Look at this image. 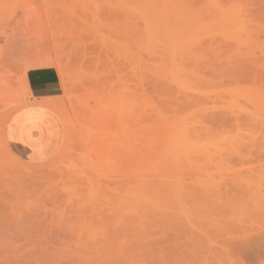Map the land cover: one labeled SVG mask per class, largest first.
<instances>
[{"label": "rangeland", "instance_id": "rangeland-1", "mask_svg": "<svg viewBox=\"0 0 264 264\" xmlns=\"http://www.w3.org/2000/svg\"><path fill=\"white\" fill-rule=\"evenodd\" d=\"M207 1L190 2L195 8L199 7L197 10L204 12H197L202 19H197V28L205 30L200 32L201 36L197 35L199 40L195 42L200 43L201 48H194L195 52L192 49L194 53L201 54L200 58L189 62V57H184L186 61L183 64H188L187 69L189 63L197 60L194 66H190L197 65L198 68L189 67V70L198 72L196 76H199V80L193 83L202 89L195 94L193 89L187 90L186 96L190 98L186 99L178 94L174 84H165L164 79L143 66L145 62L153 69L159 62L155 63L156 58L144 54L145 45L144 48L142 45L143 54L138 47L134 50L132 38L136 36L135 40L139 42L143 36L138 31L133 33L131 26L140 29L141 33L144 26H133L140 22L132 23L133 18H130L129 26L130 13L127 15L125 10L123 13L126 16L123 18V13L114 14L115 18L118 17L115 22L111 9L114 4L117 5L116 2L112 5L110 0H0V128L3 129H0L3 131L0 135L5 139L0 138V141L6 144L4 147L0 143L5 148L0 146V264H246L240 256L239 243L264 235V207H261V204L264 206V192L261 193L263 198L260 194V191H264L260 189V184L264 188V147L259 146L264 140V0H223L225 6L228 5L226 7L237 10V17L240 14L241 31H228L225 27L229 24L220 27L216 13V18L205 13L209 9ZM116 5L114 13L118 8ZM130 9V12H134L132 6ZM210 18L213 23L211 27L208 22ZM209 29L212 31L209 32ZM189 31L197 30L192 27ZM189 31L187 33L191 35ZM112 39H118L123 47L126 46L128 53L122 55L125 58L118 57L122 50L120 53L114 48L117 44L114 47L110 45ZM234 45H238L235 46L237 50ZM137 51L141 53L139 57ZM47 57L58 58L64 65L69 84L66 91L62 88V96L53 100L57 103L36 105L27 99L29 93L21 87L20 74L29 65ZM139 59L142 64L138 65ZM244 94L249 98L256 97L258 104L244 99ZM194 100L202 103H197L201 112L194 109ZM234 103L240 104V108ZM232 104L236 113L232 111ZM49 106H55V110ZM8 112H12L10 117H7ZM193 113L200 116L190 129L191 136L195 133L194 141L198 139L201 143L205 139L203 143H211V148H205L210 144H200L199 149L205 146V150L197 148L199 152H204H200V155L194 149L193 152L185 149L181 153L174 148L168 150L169 120V123H174L180 116L196 118ZM245 115H248L247 121ZM245 136L249 139L246 140ZM166 151L170 152V158ZM223 151L225 157L222 156ZM192 153L197 155L193 156ZM190 158L194 161L190 162ZM203 159L207 161L206 167L200 165ZM209 159L211 163L217 161V165H211ZM185 161H188L187 164ZM25 163L31 164L28 166H33L34 171ZM34 164H40L39 168ZM26 166L28 171L24 172ZM38 169H43L40 175ZM29 170L33 172L30 171L31 175ZM23 172L29 173L24 175ZM170 173H173V178L179 175L187 179L181 184L179 176L175 177L176 188L174 183L169 184L173 180ZM140 175L146 181L155 180V188L161 187L157 194L148 195L154 198V204L152 198L145 195L142 206H137L136 201L124 194L125 188ZM207 175L213 182L207 181L210 187L203 182L209 179ZM38 176H41L39 180ZM250 176L253 177L245 181ZM193 180L201 184L199 187L197 183L201 190L197 191L199 193L195 192L197 187L194 185L197 184L193 185ZM186 181L191 185L189 190L194 192L193 198L195 194H200L196 195L195 200L190 197L192 194L189 190L183 192L188 188L185 189ZM252 187H256V190ZM173 188L179 195V198H175L178 200H175V204L170 196L176 195L169 192ZM206 193L209 198L205 196ZM123 194L127 198L124 199ZM187 195L190 198L186 200L188 204L183 200ZM202 197L205 198L199 201ZM218 197L223 199L222 204ZM128 199L134 204L126 202ZM156 200L158 204L165 200L166 204L160 206L162 210L159 207L161 203L156 205ZM197 200L199 205L194 202ZM123 201L125 206L123 204L121 208ZM203 201L208 202L206 206L215 201V205L212 203L215 209L211 208L210 212L209 209L204 210L208 206ZM167 203L176 206L171 207V210L174 208L172 212L166 207ZM144 204H152L151 207L147 205L148 212ZM131 212H135L134 216L137 214L136 225H133L135 218ZM142 212L144 215H140ZM165 212L167 217L169 214L172 217H163ZM138 214L143 218H139ZM181 214L193 221L194 225L189 220L193 227L186 217V222L182 220ZM159 216L164 218L163 223ZM174 217L177 222L173 220L168 225L170 221L167 219ZM181 220L186 227H183ZM197 238H200L199 242ZM201 240H204L203 243ZM198 246H202V249ZM27 253L33 254L34 259Z\"/></svg>", "mask_w": 264, "mask_h": 264}, {"label": "bare ground", "instance_id": "bare-ground-1", "mask_svg": "<svg viewBox=\"0 0 264 264\" xmlns=\"http://www.w3.org/2000/svg\"><path fill=\"white\" fill-rule=\"evenodd\" d=\"M23 1V0H22ZM111 2L110 3H112V5L114 4V2H116L115 0L113 1V0H110ZM193 0H118V2H116L117 3V5L116 4H114L110 9L112 10L111 12L113 13V17L115 18V15H117V13L119 12V14L121 15L123 12H125L126 11V13H127V15H129L128 14V12L130 13V17H129V21H128V25L130 24V18H133V20H131V22L132 23H134L135 21H140L139 22V24H138V22L137 23H134V24H132L133 26H138V25H140V24H142L143 26H144V28H143V33H141V31H140V29L139 30H137V29H135L134 27L132 28V26H131V29H132V31H133V29H134V31H133V33L134 32H139L140 34H142V36L145 38V40H143V37H141V39L139 38V42L138 41H136L135 40V37H133L132 38V44L134 45V47H135V51H136V49H137V47H138V51H140L142 54H143V51H145L146 50V52L144 53L147 57H148V55L149 56H153L154 57V59H155V63L158 61L159 62V64L158 65H156L155 64V66H154V68L152 69V68H150V66L149 65H146L145 64V62L143 63L144 65V67H146L147 68V70H150L151 72H153L154 74H157L156 76H159L161 79H164L165 80V84L166 83H172V84H174L173 86L175 87L174 89L176 90V89H178V90H176V91H178L179 93L178 94H182V96L184 97V98H186L187 99V97H189V96H186L188 93H186V91L188 90H190V89H193L194 91V94H195V92H198V89H199V87L197 86V85H195L194 83H196V81H198L199 80V76H196V73H198V72H196L195 73V71H192L191 72V70H189V67L191 68V64L194 66V64H196L197 62V60L194 62V63H189V66H188V69L186 68V66L188 65L187 63H185V64H183L184 62V60H185V58L184 57H186V55L189 57L188 58V60H189V62L191 61V60H195L196 59V57H197V59H198V57L200 58V56H201V54L199 55V53H194L195 52V49H197V48H201V44L200 43H195L197 40H199V37H197V35H200L201 36V31H204L205 30V28H204V30L202 29V28H197V25L199 24V21L197 20V19H199L200 17H198V13H200L201 12V14H203L204 12L202 11V10H197V9H199V7H197L196 6V8H195V5L192 3H190V2H192ZM24 2H26L27 4H31V2H27V1H24ZM208 3H207V5H208V7L207 8H209V9H211V10H209L208 9V11L206 10L205 11V13L207 12V13H209V14H212V16H211V18H216V14H217V17L219 18L218 20L217 19H214L215 21L217 20V24H220L219 26L220 27H222V26H226L227 24H229V26H226L225 28L228 30V31H235V30H237V31H241V30H243V26H242V24H240L239 23V20H238V17H239V15L240 14H238V17H237V10L235 11L234 9H233V7H226V6H228L227 4H226V6H225V1H223L222 0V2L224 3L223 5H222V2H219V0H208L207 1ZM126 3V4H125ZM227 3V2H226ZM125 4V5H124ZM118 6V8H117V10H116V13H114L113 11H114V6ZM128 7V9L126 8V7ZM132 6V10H134V12L133 11H131L130 12V7ZM211 6V7H210ZM233 6V5H232ZM30 7H31V5H30ZM126 9H125V8ZM236 6H234V8H235ZM237 8V7H236ZM197 10V11H195V10ZM239 9V8H238ZM125 10V11H124ZM199 11V12H198ZM194 12H196V15H195V13ZM198 12V13H197ZM203 12V13H202ZM240 12V11H239ZM110 13V12H109ZM216 13V14H215ZM40 14V13H39ZM38 14V15H39ZM115 14V15H114ZM124 14V13H123ZM122 14V18L124 17V16H126V14H124L123 15ZM201 14H200V16H201ZM214 15V16H213ZM119 16V15H118ZM204 16V15H203ZM206 16V15H205ZM198 17V18H197ZM207 17V16H206ZM205 17V18H206ZM241 17V16H240ZM117 19H118V17H116ZM116 18H115V22H116ZM122 18H120L121 19V21H123L122 20ZM139 18V19H138ZM211 18L208 20V22H209V24H210V27H211ZM113 19V18H112ZM135 19V20H134ZM126 20V19H125ZM200 20H202L201 18H200ZM113 21V20H112ZM121 21H119V23L121 22ZM127 21V20H126ZM134 21V22H133ZM215 21H214V23H215ZM201 22V21H200ZM203 23H205V22H203ZM222 23V24H221ZM121 24V23H120ZM213 24V23H212ZM226 24V25H225ZM131 25V24H130ZM129 25V26H130ZM141 25V26H142ZM204 25V24H203ZM206 25V24H205ZM222 25V26H221ZM232 25V26H231ZM231 26V27H230ZM192 27H196V30L197 31H189V29L191 30V28ZM218 27V26H217ZM228 27H230V29H228ZM44 28V27H43ZM42 28V29H43ZM116 28V27H115ZM189 28V29H188ZM213 28V27H212ZM219 28V27H218ZM225 28H223V29H225ZM234 28V29H233ZM247 28H248V26H247ZM199 29V30H198ZM216 29V28H215ZM225 29V30H226ZM249 29V28H248ZM187 30L191 33L192 32V36L191 35H189L188 33H187ZM213 30H214V28H213ZM219 30V29H218ZM222 30V29H221ZM245 30L247 31V29L245 28ZM114 31H118V30H113V32ZM210 31H212V30H210L209 29V32ZM120 32V31H119ZM137 32V33H138ZM196 32H198V34L196 33ZM223 32H225V31H223ZM137 33H135V34H137ZM208 33V32H207ZM219 33H221V32H219ZM234 33V32H233ZM45 34V33H44ZM117 34H120V33H117ZM139 34V37L141 36ZM209 34H211V33H209ZM213 34V33H212ZM222 34V33H221ZM224 34V33H223ZM230 34V33H229ZM228 34V35H229ZM235 34V33H234ZM240 34V33H239ZM238 34V32H237V35H239ZM248 34V33H247ZM250 34V33H249ZM138 35V34H137ZM203 35H204V32H203ZM251 35V34H250ZM134 36V35H133ZM196 36V37H195ZM220 36V35H219ZM240 37H241V35H239ZM249 36V35H248ZM252 36V35H251ZM251 36H249V39H250V37ZM44 37V36H43ZM114 37V36H113ZM112 37V38H113ZM220 37H222V36H220ZM234 37H237V36H234ZM115 39H116V37H114ZM196 38V39H195ZM223 38V37H222ZM233 38V37H232ZM242 38V37H241ZM115 39H112V41L110 42V45H112V47H114L116 44V46L114 47L115 49H117L118 50V52H120L121 53V50H122V54H118V57H124L125 56V54L126 53H128L127 51H128V49L126 48V46H122L120 43H119V40L117 39V40H115ZM236 39V38H235ZM246 39H247V37H246ZM245 39V40H246ZM49 40V39H48ZM110 40H111V38H110ZM115 40V41H114ZM232 40V39H231ZM225 41V40H224ZM234 41V40H233ZM237 41V40H236ZM137 42H138V46H136L137 45ZM228 42V41H227ZM232 42V41H231ZM230 42V43H231ZM140 43H141V45H140ZM142 43H144V44H142ZM229 43V44H230ZM235 43V42H234ZM196 44V45H195ZM232 44V43H231ZM242 44H245V43H242ZM241 44V45H242ZM119 45V46H118ZM140 45V46H139ZM142 45H143V48L146 46V48H144V50H143V48H142ZM145 45V46H144ZM189 45H192V47H188ZM193 46H195V47H193ZM232 46V45H231ZM236 45H234V47H235ZM238 46V45H237ZM236 46V47H237ZM235 47V49L237 50V48ZM119 48V49H118ZM149 50H148V49ZM185 48H187L188 50H186ZM195 48V49H194ZM48 49V48H47ZM114 49V50H115ZM127 49V50H126ZM141 49V50H140ZM192 49H194V52H193V50ZM120 50V51H119ZM143 50V51H142ZM137 51V52H138ZM148 51H150V52H148ZM156 51V52H155ZM116 52V54H117V51H115ZM199 52V51H198ZM238 52H239V50H238ZM125 53V54H124ZM141 53H139L138 52V57H139V55H141ZM188 53V54H187ZM201 53H202V51H201ZM137 54V53H136ZM196 54H198V55H196ZM239 54V53H238ZM39 55H41V53L39 54ZM120 55V56H119ZM122 55H124V56H122ZM127 55V54H126ZM237 55V54H236ZM133 56V55H132ZM137 56V55H136ZM156 56V57H155ZM159 56V57H158ZM239 56V55H238ZM55 57V56H54ZM39 58H41V57H39ZM125 58V57H124ZM123 58V59H124ZM58 59V58H57ZM57 59H53L52 57L50 58V57H47V58H43V59H40V60H38L37 62H35V63H33V64H31V65H29L28 66V68H45V67H52V68H55L56 70H57V73H58V75H59V79H60V83H61V86H62V88L64 89V91H66L67 90V87H68V84H69V78H68V75H67V70H66V68L65 67H63L64 65H62ZM135 59H137V58H135ZM37 60V59H36ZM187 60V61H188ZM138 61V65L139 64H142V60L140 61V59L139 60H137ZM148 61H149V58H148ZM180 61V62H179ZM186 61V60H185ZM200 61V60H199ZM34 62V61H33ZM157 62V63H158ZM193 62V61H192ZM198 63H201V62H198ZM199 65V64H198ZM133 67H134V65H132ZM143 67V68H144ZM196 68H198L197 67V65L195 66ZM195 67H192V68H195ZM191 68V69H192ZM196 70V69H195ZM197 71V70H196ZM199 71V70H198ZM200 72V71H199ZM198 75V74H197ZM156 78V77H155ZM201 78H203V75H202V77ZM158 79V78H157ZM167 81V82H166ZM203 81V80H202ZM194 82V83H193ZM192 83H193V86H192ZM199 83V82H198ZM197 83V84H198ZM206 83H207V81H206ZM205 83V84H206ZM19 84V83H18ZM171 86V85H170ZM200 86V85H199ZM207 86V85H206ZM210 86V85H209ZM211 86H213V85H211ZM217 86V85H216ZM177 87V88H176ZM204 88V87H203ZM207 88H209L208 86H207ZM207 88H206V90H207ZM20 90V89H19ZM199 90H202V89H199ZM205 90V89H204ZM240 90V89H239ZM232 91V90H231ZM240 92V91H239ZM247 92H248V90H247ZM202 93V92H201ZM250 93H253V92H250ZM21 94V93H20ZM28 94V93H27ZM196 94H198V93H196ZM254 94H257V93H254ZM189 95H191V94H189ZM199 95V94H198ZM196 96L197 98H199V96ZM245 95V94H244ZM246 95H247V93H246ZM245 95V98L244 99H246V100H248V101H251L252 100V102L253 103H256V104H258V100L256 99V97H247ZM252 95V94H251ZM250 95V96H251ZM257 95H259V93L257 94ZM26 96V95H25ZM29 96V95H28ZM181 96V95H180ZM192 96H194V95H192ZM205 96V95H204ZM253 96V95H252ZM27 97V96H26ZM195 97V96H194ZM207 97H209L208 95H207ZM206 97V98H207ZM210 97H211V95H210ZM213 97V96H212ZM234 97V96H233ZM259 97V96H258ZM190 98V97H189ZM200 98H201V96H200ZM239 98V97H238ZM252 98V99H251ZM16 99V98H15ZM23 99H24V97H23ZM27 99H29V97L27 98ZM41 99V98H40ZM192 99H195V98H192ZM191 99V100H192ZM208 99V98H207ZM239 99H242L241 97L239 98ZM209 100H210V98H209ZM245 100V101H246ZM257 100V101H256ZM26 101V100H25ZM29 101V100H28ZM193 101V100H192ZM195 101V100H194ZM196 101H200V100H197L196 99ZM195 101V102H196ZM221 101H222V99H221ZM236 101V100H235ZM255 101V102H254ZM14 102V101H13ZM32 103H35L36 105H43V104H47V105H49V104H51L52 103V105H53V103L55 104V103H57L56 101H53V100H43V99H41L40 101H37V102H33V101H31ZM30 102V103H31ZM200 102H202V101H200ZM237 103H238V101H236ZM241 101H239V103H240ZM27 103V102H26ZM197 103H199V102H196L195 104V106L196 107H194V109H196L197 108V111H198V109H199V111H200V108H199V106H197ZM204 103V102H203ZM207 103V102H206ZM224 103V102H223ZM233 103V102H232ZM237 103H234L235 105H240V104H237ZM242 103H245V102H242ZM248 103V102H247ZM246 103V104H247ZM14 104V103H13ZM194 104V103H193ZM200 104V103H199ZM202 104V103H201ZM200 104V105H201ZM234 104H232V108L233 107H235V105ZM245 104V105H246ZM250 104H251V102H250ZM30 105V104H29ZM14 106H15V104H14ZM242 106H244V105H241V107ZM252 106H253V104H252ZM254 106H256V105H254ZM48 107V106H47ZM50 107V106H49ZM55 107V106H54ZM53 107V108H54ZM202 107V106H201ZM248 107V106H247ZM13 108H16V107H13ZM12 108V110H13V112H14V109ZM51 109H53L52 107H50ZM239 108H240V106H239ZM202 109H204V106L202 107ZM53 110H55V108L53 109ZM240 110V109H239ZM203 111V110H202ZM232 111H234V108H233V110ZM232 111H230V113L232 112ZM248 111V110H247ZM196 112V111H195ZM201 112V111H200ZM235 112V111H234ZM234 112H232V113H234ZM4 113V112H3ZM12 113V112H11ZM11 113H9L8 112V114H7V117H10V115L9 114H11ZM57 113V112H56ZM199 113V112H198ZM229 113V114H230ZM236 113V112H235ZM234 113V114H235ZM6 114V113H5ZM228 114V113H227ZM226 114V115H227ZM249 114V113H248ZM252 114V116L254 115V113H251ZM9 115V116H8ZM187 116H188V114H186ZM186 115H184V116H186ZM193 115L194 116H196L197 115V113L196 114H194L193 113ZM236 115V114H235ZM193 116V117H194ZM200 116V115H199ZM199 116H196V118H191L192 117V115H190L189 117L191 118V119H189L188 117L186 118H183V116H180V117H177V119H175L174 120V123H173V121H171V123H169L170 122V120H169V122H168V124H170V128H169V132H170V135H169V137L167 138L168 140H167V149L169 150V149H175V150H177V152L178 153H181V152H183L185 149L187 150V149H191L190 151L191 152H193V150L192 149H194V150H197V148L199 149V147L198 146H200V144H210V145H207L206 147L205 146H201V147H205L206 149H207V147L208 146H210V147H208V148H211V143H203L204 142V140L205 139H203V141L201 142V143H199L200 141L197 139V141H194L195 139L193 138V136H195V133H194V135H192L191 136V131H190V129L191 128H193L194 127V125H196L195 123H196V121L198 120V117ZM225 116V115H224ZM229 116V115H228ZM231 116V115H230ZM239 116V115H238ZM242 116H244V115H242ZM246 116V115H245ZM248 116V115H247ZM247 116H246V119H245V121H247ZM226 119H227V117H225ZM230 118V117H229ZM249 118V117H248ZM232 119H234V118H232ZM7 120H8V118H7ZM196 120V121H195ZM253 120H254V117H253ZM6 121V120H5ZM249 121V120H248ZM256 121V120H255ZM4 122V121H3ZM7 122V121H6ZM6 122H4V123H6ZM173 123V124H172ZM257 123V122H256ZM1 124V123H0ZM253 124V123H252ZM5 127V126H4ZM0 129H2V128H0ZM5 129V128H4ZM3 130V129H2ZM0 131V134H3V133H1V132H3V131ZM211 131V130H210ZM196 132V131H195ZM229 132V131H228ZM36 133V132H35ZM193 133V132H192ZM217 133V132H216ZM215 133V134H216ZM230 133H232V132H230ZM229 133V134H230ZM210 133H208V135H209ZM212 134V133H211ZM213 134H214V132H213ZM221 134V133H220ZM223 134V133H222ZM167 135V136H168ZM246 135H250V134H247L246 133ZM5 136V135H4ZM217 136H219V134L217 135ZM221 136V135H220ZM224 136V135H223ZM230 136L232 137V135L230 134ZM3 137V136H2ZM210 137V136H209ZM228 137V136H227ZM230 137V138H231ZM0 138H1V135H0ZM196 138V137H195ZM217 138V137H216ZM245 138H246V136H245ZM245 138H244V140H245ZM248 138V137H247ZM247 138H246V140H247ZM1 139H3V138H1ZM220 139V138H219ZM219 139H217V140H219ZM249 139V138H248ZM3 140H5V139H3ZM2 140V142L0 141V143H2V145L4 146V147H6L5 145V141H3ZM210 140V139H209ZM208 140V141H209ZM216 140V141H217ZM223 141L224 140H227V138L226 139H222ZM230 139H228V141H229ZM206 141V140H205ZM215 141V142H216ZM221 141V140H220ZM223 141H221V142H223ZM227 141V142H228ZM262 141V140H261ZM264 141V140H263ZM261 142V143H263L264 144V142ZM211 142V141H210ZM247 142H249V141H247ZM251 142V141H250ZM7 143V142H6ZM224 143V142H223ZM245 143H246V141H245ZM217 144H218V141H217ZM225 144H226V142H225ZM249 144V143H248ZM263 144H262V146L259 144V146L260 147H264L263 146ZM224 145V144H223ZM1 146V145H0ZM171 146V148H169ZM214 146H216V143L214 144ZM219 145H217V147H218ZM239 146H240V144H239ZM238 146V147H239ZM2 147V146H1ZM217 147H214V148H216L217 149ZM3 148V147H2ZM203 148H200V149H202L203 150ZM205 148H204V150H205ZM3 149H5V148H3ZM2 149V150H3ZM199 149V150H200ZM218 149H220L221 151H222V148H219L218 147ZM223 149H225L224 147H223ZM227 149V148H226ZM199 150H197L198 152H199ZM208 150V149H207ZM3 151H6V150H3ZM213 151V150H212ZM238 151V150H237ZM236 151V152H237ZM2 152V151H1ZM191 152H190V154H191ZM200 152H203V151H200ZM200 152H199V155H200ZM209 152V151H208ZM4 153V152H3ZM6 153V152H5ZM169 153L170 152H167L166 151V153L165 154H167V156H169V158H170V156L171 155H169ZM171 153H173V151H171ZM204 153V152H203ZM207 153V152H206ZM221 154H222V152H220ZM238 153V152H237ZM10 155H12L11 153H9ZM196 155H197V153H195ZM210 153H208V157L210 156L209 155ZM236 154V153H235ZM6 155H8V153H6ZM192 155L193 156H196V155H194L193 153H192ZM211 155H212V153H211ZM228 155V154H227ZM230 155V154H229ZM166 156V157H167ZM184 156H186V155H184ZM189 156V155H188ZM191 156V155H190ZM189 156V157H190ZM222 156H224L225 157V155H224V151H223V154H222ZM200 157V156H199ZM198 157V158H199ZM204 157H205V155H204ZM203 157V158H204ZM223 157V158H224ZM227 157V156H226ZM14 158V157H13ZM163 158V157H162ZM192 158V157H191ZM191 158H190V162H192V161H194V159H192L191 160ZM201 158V157H200ZM200 158L198 159V160H200ZM210 158V157H209ZM222 158V159H223ZM174 158H171V160H173ZM202 159V158H201ZM219 159H220V157H219ZM170 159H169V161H171ZM175 160V159H174ZM173 160V161H174ZM185 160H187V159H185ZM195 160H197L196 158H195ZM162 161H163V159H162ZM203 161H204V159H203ZM13 162V161H12ZM186 162V161H185ZM188 162V161H187ZM187 162H186V164H187ZM207 162V161H206ZM206 162L204 161L203 163H200V165L202 164V166H204V167H206ZM209 162H210V159H209ZM30 163V162H29ZM40 163H41V161H40ZM48 163H50V161L48 162ZM165 163H166V161H165ZM221 163H223L222 161H221ZM13 164V163H12ZM20 164V163H19ZM24 164V163H23ZM45 164V163H44ZM47 164V163H46ZM163 164V163H162ZM175 164H177V162H175ZM195 164L197 165V163H196V161H195ZM205 164V165H204ZM210 164L211 165H213V164H216L217 165V161H216V163H211L210 162ZM25 165H31V164H26L25 163ZM35 165V164H34ZM40 164H37V165H35V166H37V168H39L38 166H39ZM190 165V164H189ZM188 165V166H189ZM14 166H15V164H14ZM27 166H26V169H27ZM29 167V166H28ZM41 167V166H40ZM48 167V166H47ZM46 167V168H47ZM51 167V166H50ZM49 167V168H50ZM162 167V166H161ZM185 167H186V165H185ZM210 169L209 170H211V167L210 166H208ZM216 167V166H215ZM18 168V167H17ZM23 168H25V167H23ZM42 168V167H41ZM46 168H44V169H46ZM48 168V170H51V169H49ZM54 168V166L52 167V169ZM156 168H158V166L156 167ZM159 168H160V166H159ZM169 168V167H168ZM200 168V167H199ZM216 168H218V166L216 167ZM216 168L214 169V170H216ZM29 169H32V171H34V167L32 166L31 168L29 167ZM161 169H164V168H161ZM175 169V168H174ZM183 169H186V168H183ZM183 169H181V171H183V173H185V170H183ZM205 169H207V168H205ZM23 170H25V169H23ZM38 170H40L39 171V175L41 174V172L43 171V169H38ZM42 170V171H41ZM199 170V169H198ZM213 170V169H212ZM28 171V169L26 170V171H24V172H27ZM31 170H29V172H30ZM31 171V172H32ZM180 171V172H181ZM202 171V170H201ZM20 172H22V171H20ZM23 172V173H24ZM28 172V173H29ZM31 172H30V175H31ZM49 172H52V171H49ZM173 172V171H172ZM175 172V171H174ZM177 172V171H176ZM203 172V171H202ZM209 172H211V171H209ZM28 173L26 174V173H24V175L26 174V175H28ZM33 173V172H32ZM182 173V174H183ZM194 173H196L195 171H194ZM205 173V176H206V172H204ZM211 173H213V172H211ZM43 174V173H42ZM48 174V173H47ZM167 174V173H166ZM169 174V173H168ZM171 174V173H170ZM173 174V173H172ZM171 174V175H172ZM181 174V173H180ZM186 174V173H185ZM184 174V175H185ZM196 174H198V173H196ZM202 173H200V175H201ZM207 174H209V173H207ZM263 174V173H262ZM154 175H157V174H155L154 173ZM165 175V174H164ZM163 175V176H164ZM177 175V174H176ZM213 175V174H212ZM261 175V174H260ZM148 176H153V175H148ZM179 176V175H178ZM178 176H175L174 175V178L175 177H178ZM204 176V175H203ZM208 177L210 176V175H207ZM223 176V175H222ZM39 177H41V176H38V180H39ZM189 177V176H188ZM193 177H195V176H193ZM219 177V176H218ZM217 177V178H218ZM253 176H250V178H244L245 179V181L248 179H251ZM261 177V176H260ZM156 178V177H155ZM172 178H173V175H172ZM174 178H173V180L172 179H170V180H172V182L171 183H169L170 185H172V183H174V185H175V183H176V180H174ZM179 180H180V182H181V184H183V182H185V181H183L184 179L186 180L187 179V177L185 176V178L184 179H182L180 176H179ZM255 178V177H254ZM159 179V178H158ZM164 179H166V177H164ZM182 179V180H181ZM199 179V178H198ZM219 179V178H218ZM157 180V179H156ZM163 180V179H162ZM190 180H192V178L190 177ZM210 181V182H212L211 180V178L209 177V179H207V180H201L200 182H204V184H206L207 183V181ZM255 180V179H254ZM253 180V181H254ZM258 180V179H257ZM257 180H255V182H259V181H257ZM259 180H262V179H259ZM30 181V180H29ZM208 181V182H209ZM225 181V180H224ZM153 182H155L156 183V181L154 180ZM152 182V180H149V179H147V181H146V178L144 177H142V175H140V176H137V178H136V180H134L131 184H129V186L128 187H126L125 188V190H124V194H127L128 196L127 197H131V199L132 200H134V202L136 201V205L137 206H142L141 204H142V200L144 199V196L146 195L149 199H150V197L152 198V201H153V195L154 194H157L160 190H161V187H160V189L159 188H155V185H154V183ZM163 182V181H162ZM192 182V181H191ZM206 182V183H205ZM248 182V181H247ZM246 182V183H247ZM186 183H187V181H186ZM197 183H199L198 181L195 183V181L193 180V185L194 184H197ZM213 183V182H212ZM245 183V184H246ZM248 183H250V181L248 182ZM261 183V182H260ZM165 184V183H164ZM180 184V185H181ZM185 184V183H184ZM208 185H209V187H210V184L209 183H207ZM200 183H199V187H200ZM253 185V184H252ZM255 185V184H254ZM263 185V184H262ZM175 187H176V185H175ZM178 187H179V184H178ZM188 187V188H187ZM189 187H191V185H189L188 183H187V185H185V189H186V191H183L184 193H187V192H189L191 189L189 188ZM194 187H197L196 188V191L195 190H193V191H195L196 193H199L201 190L198 188V184L197 185H194ZM217 187H219V185L217 184ZM250 187H251V185H250ZM258 187H259V183H258ZM258 187H257V191H258ZM172 188V187H171ZM177 188V187H176ZM183 188H184V185H182V187H181V189L183 190ZM247 188V187H246ZM252 188H254L255 190H256V187H252ZM180 189V190H181ZM190 189V190H189ZM211 189H212V184H211ZM253 189V190H254ZM260 189H264L263 187L261 188V184H260ZM189 190V191H188ZM199 190V192H197ZM219 190L221 191V189L219 188ZM250 191H251V188L249 189ZM248 190V191H249ZM220 191H218V192H220ZM247 191V190H246ZM169 192H173L176 196L175 197H173V196H170V195H167L168 197L170 196V198H171V201L173 202L174 201V204L176 203V201H178V200H176L175 198L176 197H178L177 196V194H176V191H174V188H173V190L171 191H169ZM191 192V191H190ZM205 192V191H204ZM207 192H208V190H207ZM253 192V191H252ZM264 191H260V194L261 193H263ZM258 193V192H257ZM256 193V194H257ZM123 194V195H124ZM150 194H152V196H148V195H150ZM180 194H181V192H180ZM191 194H192V196H190V197H192L193 198V194H194V192L192 193L191 192ZM205 194V193H204ZM246 194H248V192H246ZM249 194H251V192H249ZM259 194V195H260ZM264 194V193H263ZM159 195V194H158ZM172 195V194H171ZM196 195H198V196H200V194H195L194 195V200H195V197L197 198V196ZM210 195V194H209ZM258 195V196H259ZM157 196V195H156ZM206 197L208 196V194L206 193V195H205ZM125 195H124V199L125 198H127ZM172 197H173V199H172ZM182 197V196H181ZM210 197V196H209ZM209 197H207V198H209ZM214 197H215V195H214ZM221 197H222V195H221ZM261 197L263 198V196H262V194H261ZM157 198V197H156ZM158 198H160L159 196H158ZM170 198H169V200H170ZM179 198V197H178ZM183 198V197H182ZM187 198H189L188 197V195L185 197L184 196V199L183 200H185V202H186V200H189V199H187ZM199 198V197H198ZM201 198V197H200ZM205 198V197H204ZM203 197H202V199H198L199 201L200 200H203L204 199ZM207 198L205 199V200H207ZM219 198V197H218ZM254 198H255V196H254ZM258 198V197H257ZM131 199H128L129 201H127L126 200V202H130V204L131 203H133L134 204V202L131 200ZM149 199H148V201H149ZM168 199V198H167ZM217 199V198H216ZM220 199V198H219ZM218 199V200H219ZM259 199V198H258ZM145 200V199H144ZM143 200V201H144ZM176 200V201H175ZM198 200H197V202L196 201H194L195 203H198ZM215 200V199H214ZM221 200L223 201V199L221 198L220 200H219V203H221ZM264 199H262V201H263ZM140 201H141V203H140ZM216 201V200H215ZM215 201H214V203H213V201H211L212 203H213V205H215ZM227 201V200H226ZM204 203H205V201H203ZM203 202H201L202 204L201 205H203ZM207 202V201H206ZM210 202V203H211ZM228 202V201H227ZM259 202V201H258ZM264 202V201H263ZM146 203V202H145ZM155 203V200L153 201V203L152 204H154ZM156 203H157V200H156ZM161 203V204H160ZM171 203V202H170ZM170 203H167V206L166 205H164V207L166 206V207H169V208H167V209H169L171 212H172V210L174 209V208H172V210H171V207L173 206V204H172V206H171V204ZM187 203V202H186ZM212 203H211V205L209 204V206H208V208H204V210H206V209H209V212H210V209L211 208H214V206L212 205ZM123 204H124V201L122 202V207L121 208H123ZM129 203H128V205H130ZM152 204H147L149 207H151V205ZM160 204V205H159ZM159 204L157 203L156 205H159V207L162 205V204H166V202H165V200L162 202V201H159ZM170 204V205H169ZM188 204V203H187ZM191 204V202L189 203V205ZM206 204H208V202L207 203H205L204 205L206 206ZM217 204V203H216ZM222 204V203H221ZM225 204V203H224ZM259 204V203H258ZM127 205V204H126ZM145 205V204H144ZM147 205H145L144 207V209L145 210H147L146 209V207L147 208H149ZM177 205V204H176ZM182 205V204H181ZM180 205V206H181ZM197 205H199V203L197 204ZM218 206H219V204H217ZM227 205V204H226ZM124 206H125V204H124ZM131 206V205H130ZM130 206H127V207H129L128 209H130ZM163 206V205H162ZM161 206V207H162ZM191 206V205H190ZM193 206V205H192ZM204 206V207H205ZM206 206V207H207ZM210 206H212V207H210ZM221 206V205H220ZM134 208H135V206H133ZM157 207V206H156ZM160 207V208H161ZM165 207V208H166ZM173 207H176V206H173ZM201 207V206H200ZM203 207V206H202ZM216 207V206H215ZM232 207V206H231ZM259 207V206H258ZM261 207H264L262 204H261ZM140 208V207H139ZM192 208V207H191ZM224 208H226V207H224ZM228 208H229V205H228ZM152 209H153V207H152ZM155 209V208H154ZM203 208H201V210H202ZM215 209V208H214ZM218 209V208H217ZM124 209H122V211H123ZM125 210H127V208H125ZM144 210V211H145ZM161 210H162V208H161ZM192 210H193V208H192ZM203 210V211H204ZM258 210V209H257ZM149 210H147V212H148ZM158 211H160L159 209H158ZM175 211H178V210H174L173 212H175ZM207 211V210H206ZM206 211H204L203 213L205 214V212ZM211 211H215V210H211ZM147 212H145V215L147 214L148 215V213ZM161 213H162V211H160ZM160 212H157V214H161ZM181 212V211H180ZM179 212V213H180ZM263 212V211H262ZM121 213H123V212H121ZM132 213V212H131ZM134 213L135 212H133L132 214H133V216H134ZM143 213V212H142ZM140 214V215H144V213L143 214ZM182 213V212H181ZM188 213H189V211H188ZM212 213V212H211ZM150 214V213H149ZM164 214V213H163ZM167 213L165 212V215H162L163 217H167V215H166ZM173 213H171V215H172ZM190 214V213H189ZM208 214H210V213H208ZM151 215V214H150ZM154 215V214H153ZM182 215V214H181ZM190 215H192V214H190ZM205 215H207V212H206V214ZM135 216H137V214H135ZM134 216V218H135V223L133 224V225H136V223H138L137 221V217H135ZM138 216H139V214H138ZM162 216H159V218L161 219L162 218ZM183 217H181L182 218V220H184V217H186L184 214L182 215ZM204 216V215H203ZM153 217V216H152ZM158 217V216H157ZM169 217H172V216H170V214H169V216L167 217V218H169ZM206 217H208V215L206 216ZM139 218H143L142 216H139ZM187 218V220H188V223H189V225H191L190 224V222H189V220H190V218H188V216L186 217ZM186 218H185V220H186ZM192 218H193V216H192ZM202 218H204V217H202ZM201 218V221L203 220ZM141 219H139V220H141ZM158 219V218H157ZM163 219L164 218H162V223H163ZM205 219V218H204ZM137 220V221H136ZM174 220V222H177V221H175V217H174V219L173 218H171V220L170 219H167V221H170V223H168V225L169 224H172L173 222H171V221H173ZM177 220H179V218L177 219ZM182 220L180 221L181 222V224H183V222H182ZM184 220V221H185ZM193 220V219H192ZM143 221H144V219H143ZM142 221V222H143ZM191 221V220H190ZM204 221V220H203ZM202 221V222H203ZM205 221H207V219H205ZM141 222V223H142ZM145 222V221H144ZM158 222H160L159 220H158ZM179 222V221H178ZM186 222V221H185ZM193 221H191V223H192ZM217 222V221H216ZM140 223V222H139ZM212 223H214V222H212ZM158 224V223H157ZM184 224H186V223H184ZM183 224V227H186L185 225ZM193 225H194V223H192ZM133 225H132V227H133ZM180 225V224H179ZM182 225H180V227H181ZM192 226V225H191ZM216 226V225H215ZM189 227V226H188ZM193 227V226H192ZM127 228V227H126ZM134 228H135V226H134ZM187 229H189V228H187ZM191 229V228H190ZM194 229V228H193ZM263 231H264V228H263ZM202 237V236H201ZM198 239L200 240V238H197L196 239V241L197 242H199L198 241ZM202 239V238H201ZM204 239V238H203ZM205 240V239H204ZM203 240V241H204ZM202 241V240H201ZM201 241H200V243H201ZM203 241H202V243H203ZM205 241H207V240H205ZM38 242V241H37ZM199 243V244H200ZM37 244V243H36ZM208 245V242H205V245ZM200 245H202V244H200ZM34 246H35V244H34ZM203 246V245H202ZM202 246H198L199 248H201L202 249ZM41 248H42V246H41ZM34 250H36L35 248H34ZM33 251V250H32ZM31 251V252H32ZM36 251H38V250H36ZM36 251H34V252H36ZM41 251V250H40ZM69 253V252H68ZM27 254H29V253H27ZM31 254V253H30ZM29 254V256L31 257V258H33L34 259V257H33V254L32 255H30ZM37 254V253H36ZM38 255V254H37ZM39 255H40V253H39ZM36 257V256H35ZM214 257H216V256H214ZM30 259V258H29ZM28 259V260H29ZM33 259H30V261L32 260V262H33ZM52 259V258H51ZM56 261H57V259H56ZM36 262V261H35ZM34 262V263H35ZM54 262H55V260H54ZM35 264H40L39 262L37 263H35ZM53 264H56V263H53ZM61 264V263H60Z\"/></svg>", "mask_w": 264, "mask_h": 264}, {"label": "crops", "instance_id": "crops-1", "mask_svg": "<svg viewBox=\"0 0 264 264\" xmlns=\"http://www.w3.org/2000/svg\"><path fill=\"white\" fill-rule=\"evenodd\" d=\"M20 83L24 92L29 93L30 102H37L41 99L48 101L55 100L63 94L57 70L52 67L28 68L20 74ZM16 151L23 153L20 149ZM238 250L243 263H263L264 235L240 242Z\"/></svg>", "mask_w": 264, "mask_h": 264}]
</instances>
